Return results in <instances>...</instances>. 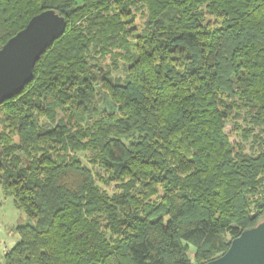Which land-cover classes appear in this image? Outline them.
I'll return each mask as SVG.
<instances>
[{
  "label": "trees",
  "instance_id": "obj_1",
  "mask_svg": "<svg viewBox=\"0 0 264 264\" xmlns=\"http://www.w3.org/2000/svg\"><path fill=\"white\" fill-rule=\"evenodd\" d=\"M47 8L64 32L0 103L4 264L224 253L264 217V0H0V47Z\"/></svg>",
  "mask_w": 264,
  "mask_h": 264
},
{
  "label": "water",
  "instance_id": "obj_2",
  "mask_svg": "<svg viewBox=\"0 0 264 264\" xmlns=\"http://www.w3.org/2000/svg\"><path fill=\"white\" fill-rule=\"evenodd\" d=\"M64 16L47 8L0 47V103L20 92L33 77V66L65 29ZM201 264H264V217L234 237L221 255Z\"/></svg>",
  "mask_w": 264,
  "mask_h": 264
},
{
  "label": "rangeland",
  "instance_id": "obj_3",
  "mask_svg": "<svg viewBox=\"0 0 264 264\" xmlns=\"http://www.w3.org/2000/svg\"><path fill=\"white\" fill-rule=\"evenodd\" d=\"M80 1V0H77ZM135 25L143 23L142 17H138L134 20ZM113 74H121V70H113ZM235 121L228 120L225 123V132L228 134L230 141H237L239 139L238 132L234 128ZM85 154L87 152H79L78 155L82 160L83 164L89 167ZM104 190L109 194L118 192V188L113 183L101 184ZM24 214L18 209L12 196L6 195L3 189L2 182L0 181V264H4L3 255L5 252L11 249L18 241V235L14 230V226L24 218ZM187 255L190 260L194 257V247L188 244Z\"/></svg>",
  "mask_w": 264,
  "mask_h": 264
}]
</instances>
